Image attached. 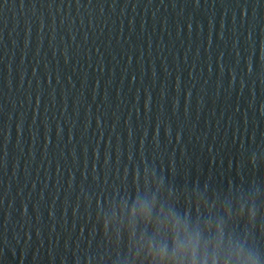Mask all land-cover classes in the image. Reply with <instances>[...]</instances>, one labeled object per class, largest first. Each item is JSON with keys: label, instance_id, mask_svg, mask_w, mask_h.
<instances>
[{"label": "water", "instance_id": "water-1", "mask_svg": "<svg viewBox=\"0 0 264 264\" xmlns=\"http://www.w3.org/2000/svg\"><path fill=\"white\" fill-rule=\"evenodd\" d=\"M262 144L264 0H0V264H106L99 197L246 186Z\"/></svg>", "mask_w": 264, "mask_h": 264}, {"label": "clouds", "instance_id": "clouds-1", "mask_svg": "<svg viewBox=\"0 0 264 264\" xmlns=\"http://www.w3.org/2000/svg\"><path fill=\"white\" fill-rule=\"evenodd\" d=\"M245 166H264V144L248 152ZM137 182L139 191L134 186L132 192L99 197V233L106 225L124 245L106 264H264V248L257 243L264 233V180L230 185L224 193L195 183L178 194L145 163ZM237 220L243 222L239 228Z\"/></svg>", "mask_w": 264, "mask_h": 264}]
</instances>
